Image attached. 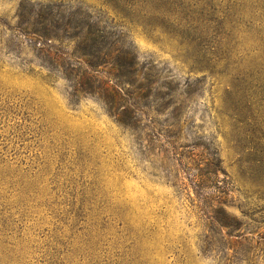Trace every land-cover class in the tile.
Returning a JSON list of instances; mask_svg holds the SVG:
<instances>
[{
  "label": "rangeland",
  "instance_id": "374dc122",
  "mask_svg": "<svg viewBox=\"0 0 264 264\" xmlns=\"http://www.w3.org/2000/svg\"><path fill=\"white\" fill-rule=\"evenodd\" d=\"M122 3L0 0V264H264V0ZM140 96L151 131L118 122Z\"/></svg>",
  "mask_w": 264,
  "mask_h": 264
},
{
  "label": "trees",
  "instance_id": "16d2710c",
  "mask_svg": "<svg viewBox=\"0 0 264 264\" xmlns=\"http://www.w3.org/2000/svg\"><path fill=\"white\" fill-rule=\"evenodd\" d=\"M114 2L116 5H121L122 8H124V5L122 2H125V5L127 6V9H130L133 12L138 11L141 9L143 6H146V4L149 2V0H110ZM116 37L115 34H112ZM111 35V36H112ZM75 40H77V45H76V50L82 52L83 56H88L91 57L93 56L87 49L85 48L86 46L82 45L83 44V37L81 32L75 33L73 36ZM119 37H117V40ZM114 41H111V44H113ZM82 46V47H81ZM122 56L117 57V62H122L119 66L120 69V74L118 77L120 78H125L124 80H128L126 82V85L133 86L131 83H133L132 78L134 76V70L133 67L135 66V60L134 58H131V60H127L126 58L123 57V55L131 56L132 53L128 50H122L121 52ZM87 64V62H86ZM89 65V64H88ZM90 66V65H89ZM144 79V78H143ZM147 82V86H143L144 89H148L149 84L150 86L153 84L150 81H147V78L144 79ZM124 82L119 83L118 87L121 90L124 84ZM109 89H112L114 91V87H108ZM107 91V90H106ZM168 96V95H167ZM143 99L142 96L140 97H132V99L129 97V100L131 102L129 103L128 106H123L121 107V110L119 113H116L118 115V122L121 123L123 126L128 127V128H133L135 129H140L142 127L143 123V117H147L146 120L150 125H144L147 130H150V127L153 125H156L155 122H153V117H150L149 113L146 114L142 110L139 109L137 106V103H135L136 99ZM122 100V99H121ZM124 101V100H123ZM180 108V107H179ZM179 108H176L170 115L172 116V123L166 125L165 128L167 129H160V132H158L159 136L170 139V134L174 132L175 130V135L177 137L178 133L180 132L181 126L178 125V123H174V120H176V117L178 116L177 111ZM181 109V108H180ZM142 113V114H140ZM142 115V116H141ZM158 124V123H157ZM179 132H177V131ZM151 131V130H150ZM163 132V134H162ZM177 132V133H176ZM173 133V134H174ZM149 136V135H148ZM150 137V136H149ZM153 137H155L153 135ZM174 137V138H176ZM209 151V149L207 150ZM217 153L208 152V159H203V167L200 166H195L194 168H190V170L194 171L195 174L191 175V182L194 186V188L197 190L196 194L197 196L201 197V200L206 201V199H209L211 203H215L213 206L209 205L206 208H209L212 213L215 214L213 219L215 218L219 223H221V220H218L219 215L224 212V203L227 197H229V186H228V181L226 179H220L219 174L222 173L224 177H226V174L221 170L220 167V161L216 157ZM206 160V161H205ZM200 192V193H199Z\"/></svg>",
  "mask_w": 264,
  "mask_h": 264
}]
</instances>
